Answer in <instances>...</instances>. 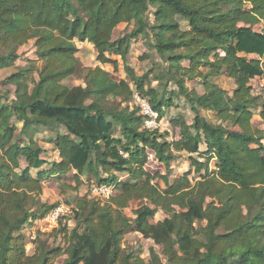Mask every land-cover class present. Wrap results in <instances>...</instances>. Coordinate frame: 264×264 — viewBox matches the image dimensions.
<instances>
[{
	"label": "trees",
	"instance_id": "obj_1",
	"mask_svg": "<svg viewBox=\"0 0 264 264\" xmlns=\"http://www.w3.org/2000/svg\"><path fill=\"white\" fill-rule=\"evenodd\" d=\"M262 23L264 0H0V47L35 41L38 55L8 78L13 99L11 91H0V264H56L62 257L63 264H162L154 251L146 262L122 249L132 228L162 247L167 264H264V132L253 125L260 106L264 120V97L252 90L264 78V31L255 29ZM121 24L134 29L114 40ZM140 37L171 62L167 74L176 93H168V83L161 93L129 66L132 41ZM76 42L94 46L97 61L115 70L111 56H119L128 79L101 67L79 69ZM223 75L235 81L233 93L214 82ZM76 77L86 87L75 85ZM197 80L203 94L188 87ZM136 96L158 119L174 96L182 97L195 118L180 124L178 140L167 141L146 126L150 118ZM42 128L54 132L48 143L60 161L43 157L46 150L35 140ZM150 153L167 173L189 156L199 178L171 182L153 175L145 168ZM89 171L99 181L90 189L113 187L114 195L78 198L57 229L38 232L33 242L40 245L29 256L26 232L58 206L42 201L44 183L66 185L72 172L75 185L67 189L78 193L76 183ZM136 201L141 205L130 223L124 211ZM159 211L167 218L153 223ZM77 218L84 229L73 231L67 250L47 247L41 237H67Z\"/></svg>",
	"mask_w": 264,
	"mask_h": 264
},
{
	"label": "rangeland",
	"instance_id": "obj_2",
	"mask_svg": "<svg viewBox=\"0 0 264 264\" xmlns=\"http://www.w3.org/2000/svg\"><path fill=\"white\" fill-rule=\"evenodd\" d=\"M250 8V6H248ZM153 15V14H152ZM150 15L151 20H154V17ZM134 29V24L130 26L126 24H121L114 31L113 39L117 40L129 33ZM257 31H264V23L257 26L255 28ZM79 47V52L77 57L80 59L82 65L79 69L84 68H96L101 67L100 63L97 61V51L94 46L88 43H79L76 42ZM147 38L140 37L138 40H133L131 45L130 55L128 57L129 66L132 67L138 76L147 75L149 81L152 86L156 89H159L161 93H163V88L165 83L167 84L168 93L174 92L176 93V86L170 81V77L167 74V68L171 62L161 58L157 55V53L148 46ZM0 57L4 60L9 68H5L4 70H0V91H11L10 99H13L16 88L14 86L8 85V78L29 66L30 61H36L38 59L37 49L35 45V41H30L28 44L16 47L11 45L10 47L3 48L0 47ZM118 64L117 70L114 69L113 65H103L105 69H108L110 73L113 74L115 79L117 80H127V74L125 73V68L122 60H114ZM98 65V66H97ZM102 65V64H101ZM172 65V64H171ZM37 66L41 68L43 64L41 62L37 63ZM104 69V70H105ZM106 70V71H108ZM37 78V76H36ZM214 82L218 84L223 89L231 92L235 81L229 78L227 75H223L214 79ZM74 84L77 86L86 87L83 80L80 77H76L74 79ZM188 87L190 90H195L199 94H203V87L200 80L188 82ZM252 90L255 96H263L264 97V81L258 80L253 82ZM174 104L171 108L165 109V115L161 119H154V127L153 130H157L160 134L165 135V139L167 141L173 142L180 138V124L188 123L192 124L195 114L191 111V108L185 100L177 96L173 97ZM262 110L260 106L255 112L254 121L257 123L259 121L257 115L259 116V111ZM201 114L205 116L210 122L216 123V117L213 113L202 111ZM175 120L179 122V125H176ZM54 132L47 129L42 128L41 131L35 136V140L43 149L46 150V154L43 155L44 158L49 161H54L58 159V154H54L55 150L52 148V145L48 143V140L52 138ZM155 154H149V160L145 166L146 170L152 173L153 175L161 174L168 175L169 180L173 182L175 179H178L184 175H190V179L195 183L199 178L198 175L194 173V169L191 166V160L189 156L183 155L180 158L173 162L170 165L169 173H167V168L165 164H163ZM198 158V156H195ZM57 158V159H56ZM46 169H50L47 167ZM86 172L79 177V182H77V186L79 188L78 193H73L69 191L67 188L71 187V185H75L74 176L71 172L67 184L63 185L59 184L56 181L48 180L44 183V190L42 194V201L44 203H48L49 205L58 204V205H70L76 207V200L80 197L88 196V200L92 201V199H98L95 194H92L90 189V183L99 184V181L96 179L93 180L92 173ZM36 175V172L33 173ZM101 178H108L107 175H103ZM94 181V182H93ZM66 183V181H65ZM156 184L160 185L163 189H165V185L163 181L160 179L155 181ZM104 204L105 202H101ZM141 202L136 201L133 202L129 208L124 211V215L133 223L136 219L135 211L139 208ZM167 218V215L163 211H159L153 223H158L160 221H164ZM201 223H197L196 225H200ZM204 225V223L202 224ZM27 231L29 238L27 239L26 252L29 256L35 254L36 250L39 247V243L33 242L32 240V230ZM83 226L79 224L78 218L75 221H71L69 226H67L66 235L53 234L51 236L41 237L43 241H47V247H61L64 250H67L71 245L70 235L73 231H79L81 233L83 231ZM25 233V232H24ZM39 244V245H38ZM122 249L127 252L133 253L136 256H140L146 262L150 261L151 251H154L157 256L160 257L162 264H167L165 256L163 255V249L160 246L155 245L152 240L144 238V236L135 232V228L127 231L123 237V241L121 244ZM65 257L57 260L56 264H63Z\"/></svg>",
	"mask_w": 264,
	"mask_h": 264
},
{
	"label": "built area",
	"instance_id": "obj_3",
	"mask_svg": "<svg viewBox=\"0 0 264 264\" xmlns=\"http://www.w3.org/2000/svg\"><path fill=\"white\" fill-rule=\"evenodd\" d=\"M264 81V78L262 79ZM137 103L141 106L143 109L144 115L146 117H149L150 120L146 121V126L148 128L153 129L154 127V119H156L158 116L154 113V111L151 109L149 104L146 101H143L139 98V96H136ZM114 188L108 187L104 185H92L91 186V192L92 194H95L97 197L102 199H109L111 196L114 195ZM73 214V210L68 205H58L56 208H54L46 217H44L40 221H36L32 227V240L36 239L38 232L42 233H50L57 229L59 227L60 221L70 215Z\"/></svg>",
	"mask_w": 264,
	"mask_h": 264
},
{
	"label": "crops",
	"instance_id": "obj_4",
	"mask_svg": "<svg viewBox=\"0 0 264 264\" xmlns=\"http://www.w3.org/2000/svg\"><path fill=\"white\" fill-rule=\"evenodd\" d=\"M111 58L114 60H121V58L119 56H111ZM249 58H257V57L256 56H249ZM100 66H101V68L105 69V67H103V65L100 64ZM105 70H108V69H105ZM108 72H110V71L108 70ZM233 84H234V87L230 93H233V91L235 90V87H236L235 83H233ZM262 112H263V110L259 111V116L258 115L256 116V117H258L259 121L257 123H255V121L253 120V125L256 129H259L260 131L264 132V120L262 118ZM263 145H264V141H263ZM207 150H208V148H207V145L205 143L200 146L201 152L205 153ZM54 154H58V159L56 158L57 160H54V161H60L59 153L57 151H55ZM216 164H217V160L216 159L212 160L211 170L217 169Z\"/></svg>",
	"mask_w": 264,
	"mask_h": 264
}]
</instances>
